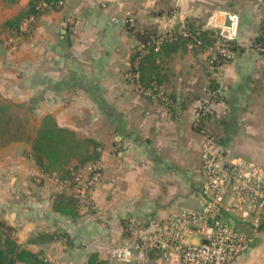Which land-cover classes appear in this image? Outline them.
Here are the masks:
<instances>
[{
  "label": "crops",
  "instance_id": "crops-1",
  "mask_svg": "<svg viewBox=\"0 0 264 264\" xmlns=\"http://www.w3.org/2000/svg\"><path fill=\"white\" fill-rule=\"evenodd\" d=\"M31 3L0 0V224L55 264H90L95 254L102 264H167L158 251L120 263L111 249L151 220L202 206L195 120L209 95L207 59L217 45L180 48L167 58L161 91L171 107L153 102L131 79L133 54L143 35L187 21L218 30L238 13L235 56L223 66L224 95L209 127L226 161L264 165V55L253 43L262 33L264 0H64L30 22L24 13ZM59 130L61 154L42 153L40 166L34 143ZM87 139L100 145L101 177L93 209L73 216L57 207L56 195L64 189L60 175L92 152ZM89 164L81 167L85 176ZM233 219L252 237L234 264H264V211L257 228L240 215Z\"/></svg>",
  "mask_w": 264,
  "mask_h": 264
},
{
  "label": "built area",
  "instance_id": "built-area-1",
  "mask_svg": "<svg viewBox=\"0 0 264 264\" xmlns=\"http://www.w3.org/2000/svg\"><path fill=\"white\" fill-rule=\"evenodd\" d=\"M53 2L59 7L64 5V0H36V13L27 19L35 21L53 8ZM66 24L71 26L73 20ZM218 30L222 39L207 60L214 84L198 106L195 120L201 134L203 204L200 209H186L138 228L132 240L111 249V257L120 263L144 261L149 251L155 250L167 264H234L251 246V235L238 227L233 218L240 215L253 228L259 226L264 211V165L243 157L226 161L225 149L209 127L213 105L224 95L223 66L235 56L232 42L239 35L240 15L229 13L228 21ZM258 51L264 53V45ZM96 164L87 165L88 176L79 169L73 186L68 180H61L86 209L94 206L93 191L101 177Z\"/></svg>",
  "mask_w": 264,
  "mask_h": 264
},
{
  "label": "trees",
  "instance_id": "trees-1",
  "mask_svg": "<svg viewBox=\"0 0 264 264\" xmlns=\"http://www.w3.org/2000/svg\"><path fill=\"white\" fill-rule=\"evenodd\" d=\"M53 9L59 10L61 7L53 2ZM36 13V0H32L31 8L24 13V17H28ZM23 17V18H24ZM22 19V18H21ZM143 46L138 48L132 57V68L130 77L138 83L144 92H148L151 100L155 103H162L167 107H171L174 101L165 92L161 91V86L167 77V58L180 48L188 49L192 47L197 51L215 48L222 39L219 30L208 29L202 25L187 21L182 25H178L165 33L156 35L146 34L142 37ZM254 47L258 50L260 45H264V22L261 35L254 41ZM232 48L235 50V41L232 42ZM215 48L214 52L216 51ZM213 52V53H214ZM262 55L264 53L258 51ZM212 55V54H211ZM210 55V56H211ZM209 56V57H210ZM213 80L210 79L209 90L213 87ZM43 142L39 140L34 143L33 151L36 160L40 166H44L41 154H54L58 156L62 152L61 146H57L54 142L63 145V130L45 131L43 134ZM88 144H93V150H86V155L80 159L79 164L67 168L61 175L60 180H68L73 186L75 173L89 162H97L100 159L99 143L94 140H85ZM57 207L63 210L61 204H64L73 216L78 215V210L82 205L75 193L64 188L62 192L56 195ZM93 208H89L91 211ZM150 252H157L152 250ZM90 264H102L97 255L90 258ZM55 264L41 253L34 252L22 245L14 234L11 226L0 224V264Z\"/></svg>",
  "mask_w": 264,
  "mask_h": 264
},
{
  "label": "rangeland",
  "instance_id": "rangeland-1",
  "mask_svg": "<svg viewBox=\"0 0 264 264\" xmlns=\"http://www.w3.org/2000/svg\"><path fill=\"white\" fill-rule=\"evenodd\" d=\"M208 60V59H207ZM207 64H208V66H209V63H208V61H207ZM211 74H212V71H211V68H210V66H209V77H211ZM79 151H82L83 150V146H80V147H78L77 148ZM100 182V180L97 182V184ZM97 184H96V186H97ZM96 186H95V188H96ZM20 264H24V263H20Z\"/></svg>",
  "mask_w": 264,
  "mask_h": 264
}]
</instances>
